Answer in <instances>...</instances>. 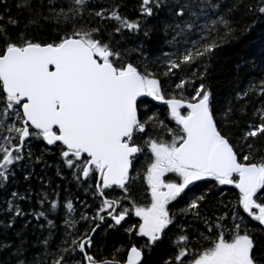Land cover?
Wrapping results in <instances>:
<instances>
[{
  "label": "snow or ice",
  "instance_id": "obj_1",
  "mask_svg": "<svg viewBox=\"0 0 264 264\" xmlns=\"http://www.w3.org/2000/svg\"><path fill=\"white\" fill-rule=\"evenodd\" d=\"M13 7L23 16L14 17ZM120 7L0 0V189L21 178L31 185L34 168L46 170L45 157L55 155L56 175L69 170L97 201H81L78 210L53 190L38 194L39 211L26 212L21 202L29 190L11 191L0 228L13 235L0 239V253H7L0 264H149L146 257L180 216L199 223L178 227L174 254L163 264H264V78L233 96L260 98L243 125L232 99L221 106L211 82L216 52L243 30L238 18L264 20V0H139L137 19L121 15ZM41 21L58 29L50 41L28 34ZM126 32L139 41L134 47L120 39ZM154 36L169 50L149 59L145 45ZM260 56L264 63V50ZM153 101L166 114L153 111ZM228 121L243 130L229 134ZM38 178L43 188V173ZM227 185L238 190L231 208L220 188ZM116 191L119 197L110 198ZM58 211L65 213L62 229L49 218ZM132 214L138 222L125 231L139 239L126 258L124 249L106 257L104 235L124 228ZM29 216L43 219L48 235L33 242Z\"/></svg>",
  "mask_w": 264,
  "mask_h": 264
},
{
  "label": "trees",
  "instance_id": "obj_2",
  "mask_svg": "<svg viewBox=\"0 0 264 264\" xmlns=\"http://www.w3.org/2000/svg\"><path fill=\"white\" fill-rule=\"evenodd\" d=\"M91 3L94 5H99L103 7H111L115 3H119L121 5L120 12L121 15L126 16L130 19H137L139 17V0H91ZM9 4L11 6V0H9ZM99 10V8H96ZM12 15L15 16H23V13H20L15 7H13ZM240 20V24L242 27V31L239 35L233 39V41L229 44H226L219 51L216 52L214 57V62L212 64L213 71L212 75V84L214 86V91L216 96L218 97L221 106H224L226 99H232V105L236 109V119L243 125L246 121H248L249 117L252 116L253 106L258 107L261 103L259 96H252L244 101L233 99V96L236 92L241 90H246L250 83H257L261 78H264V63H262V58L260 56V52L264 50V20H261L258 16L248 15L243 17ZM256 21L255 27L252 28L250 32L246 30L253 25V21ZM155 22L154 20L152 21ZM110 24H115V21H110ZM95 26V24L93 25ZM21 30L23 29V23L21 24ZM58 31L54 22L41 21L39 25L32 26L28 30V34L30 36H34L37 39H44L50 41L55 37L56 32ZM112 28L107 27L106 33L111 32ZM120 39L127 40L126 47L131 48L134 47L137 41L131 34L124 33L123 37ZM146 53L145 55L149 59H154L156 56L160 55L161 50H169L163 43L162 37L154 36L153 39L148 42L146 45ZM243 58V59H241ZM134 62H140L139 56H133ZM237 64H246V67H242L240 71H236ZM148 101H151L150 98H146ZM248 105L246 112L247 115L242 114V105ZM149 107L152 108L153 111L160 112L166 114L165 110H154L155 107H163V105H158L156 102H151ZM220 113H217L219 117ZM175 126V125H171ZM226 130L229 134L234 132L242 131L243 128H236L232 126V121H228L226 125ZM43 146L42 144L37 145V147ZM261 145L258 143L257 147ZM35 150V149H34ZM47 164L49 167L45 170L44 164H40L39 166L34 168L35 176L32 179L31 185H28L22 178L18 179L15 184H13L14 189L8 190V194L3 193L0 194V206H3L5 201L10 199L11 191H19L22 195L25 194V190L28 189V195L30 199L21 202V207L26 212H31L33 209L39 211L40 204L38 202V194L41 192H52L55 190L60 194V198L63 199H73L74 203L78 210H82L81 201H86L87 204L94 205L97 203L93 199L90 194H86L83 190V187L78 185L76 181L72 178L70 171L65 169L61 175H56V165L58 163V158L55 155H48L45 157ZM145 162V158L143 156L140 157L139 163L135 165L137 169H139L140 165ZM43 173V188L41 187V180L38 178ZM49 181H51V185H49ZM201 183L202 182H198ZM227 187V188H225ZM221 190L224 192L223 201L225 204L229 205V208L235 206L236 204V196L235 193L237 190L231 186H220ZM79 198V199H77ZM221 197L217 196L215 198L216 201L220 200ZM231 202V203H229ZM174 210L177 211L178 207H183V201L177 206L174 202ZM213 204H209L206 206V209H202V211H206L207 209L213 208ZM227 210V209H225ZM242 211V210H241ZM219 214V213H217ZM65 213L63 211H58L54 215L50 216V219H53L54 222L62 229L63 228V218ZM0 219H3L2 214H0ZM29 220H32V224L28 229L29 238L35 242V240L43 235H48V226L43 221V219L39 222L33 220L31 216L28 217ZM188 221V224L184 222ZM23 219H20L16 225V227H20L23 224ZM38 223H44V229L37 228ZM199 222L195 221L191 216H180L178 217L177 228H172L168 230V237L173 238L177 234L178 227L180 225H184L185 227L195 228ZM81 228L84 225L81 223ZM255 227L258 229L259 225L255 224ZM124 228L119 230H109L107 234L103 237V244L101 245V250L103 252L107 251V253L112 254L115 249H124L131 241L132 236L130 234H125L122 231ZM200 231H204V226L200 225ZM3 235L7 237H12L13 233L11 231H7L6 233L2 228H0V239L3 238ZM194 238V237H193ZM167 240L160 245L158 248L161 251L159 256H156L155 259L157 264H162L163 260L167 257L165 254H168L170 251ZM0 256H7V253H0ZM153 259V258H152Z\"/></svg>",
  "mask_w": 264,
  "mask_h": 264
},
{
  "label": "flooded vegetation",
  "instance_id": "obj_3",
  "mask_svg": "<svg viewBox=\"0 0 264 264\" xmlns=\"http://www.w3.org/2000/svg\"><path fill=\"white\" fill-rule=\"evenodd\" d=\"M151 99V98H150ZM158 105H159V103L158 102H156ZM154 110H165L166 111V109H165V107L163 108V107H155L154 108ZM172 125H174V122H173V124ZM43 146H40V148H42ZM71 174V173H70ZM170 175H172V174H170ZM91 182V181H90ZM225 188H227V187H225ZM13 190L14 189V186L13 185H11V186H9L7 189H0V194L1 193H3V191L5 192V194H8V190ZM119 195H120V193H119V191H116V192H113V193H111L110 194V198H118L119 197ZM3 206H0V208H2ZM174 208H175V206H174V202H173V206H172V211H176V210H174ZM138 219L139 218H137V217H135L134 216V214H132V215H130L128 218H127V220H126V223H125V225H124V230L122 231L123 233H125V234H128L126 231H125V229L127 228V227H129L130 225H134V224H136L137 222H138ZM134 239H139L138 237L137 238H132V241L131 242H134ZM176 239V235L173 237V238H165V240H167V242H168V244H165L166 246H169V248H170V251L168 252V254H165V256L168 258V256H171V255H173L174 253H173V244H172V241H174ZM130 242V243H131ZM130 243L124 248V250L125 251H123V252H121V257H124V258H126V250H127V248L130 246ZM102 251V250H101ZM103 252V251H102ZM104 254H105V256L107 257V256H109L110 255V253H107V251H105L104 252ZM159 254H161V251L159 250V249H157L156 250V252H154V253H152L151 255H149L148 257H146L147 259H148V261H149V264H157V262H156V256H159ZM153 258V259H152ZM163 264V263H162Z\"/></svg>",
  "mask_w": 264,
  "mask_h": 264
},
{
  "label": "bare ground",
  "instance_id": "obj_4",
  "mask_svg": "<svg viewBox=\"0 0 264 264\" xmlns=\"http://www.w3.org/2000/svg\"><path fill=\"white\" fill-rule=\"evenodd\" d=\"M238 191V190H237Z\"/></svg>",
  "mask_w": 264,
  "mask_h": 264
}]
</instances>
